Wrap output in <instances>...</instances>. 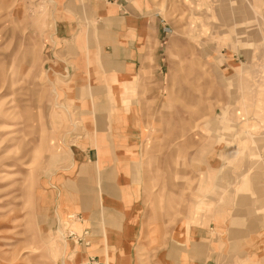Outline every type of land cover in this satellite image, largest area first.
<instances>
[{
	"label": "rangeland",
	"instance_id": "374dc122",
	"mask_svg": "<svg viewBox=\"0 0 264 264\" xmlns=\"http://www.w3.org/2000/svg\"><path fill=\"white\" fill-rule=\"evenodd\" d=\"M191 242L264 264V0H0V264H162Z\"/></svg>",
	"mask_w": 264,
	"mask_h": 264
},
{
	"label": "crops",
	"instance_id": "0c3cea01",
	"mask_svg": "<svg viewBox=\"0 0 264 264\" xmlns=\"http://www.w3.org/2000/svg\"><path fill=\"white\" fill-rule=\"evenodd\" d=\"M128 49L123 54L124 58L122 64L126 69H134L140 65L139 52L136 48ZM77 148L74 149L73 160L76 164L82 167H90L96 161L97 149H100L98 141L91 135L81 136L77 138ZM104 162V161H102ZM100 183L101 190L104 198L113 201L115 198L114 186L116 183V174L109 169V166L100 164ZM113 178V179H112ZM112 179V180H110ZM81 201V200H80ZM82 205L80 204V207ZM110 221H107L109 223ZM188 249H184L179 244L173 245L171 248L166 250L162 255L159 256V260L162 264H205L203 260L202 252L204 251V245L199 242L196 247L193 245L194 242Z\"/></svg>",
	"mask_w": 264,
	"mask_h": 264
}]
</instances>
